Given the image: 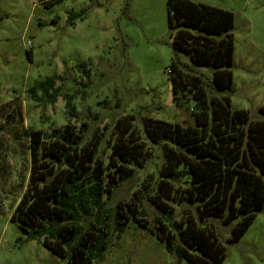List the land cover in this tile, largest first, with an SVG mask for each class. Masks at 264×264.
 I'll return each instance as SVG.
<instances>
[{
	"label": "trees",
	"instance_id": "trees-1",
	"mask_svg": "<svg viewBox=\"0 0 264 264\" xmlns=\"http://www.w3.org/2000/svg\"><path fill=\"white\" fill-rule=\"evenodd\" d=\"M166 5L172 49L189 59L176 55L169 66L172 97L191 103V122L144 118L142 136L128 125L129 115L114 124L106 159L99 158L100 138H88L84 122L75 126L68 119L50 132H24L29 174L10 220L69 264H98L111 237L118 238L128 222L154 233L179 261L221 264L226 243L236 242L263 207L264 104L251 117L248 109L229 103L233 12L197 0H166ZM60 77L47 76L30 90H41L53 102ZM63 97L70 107L71 94ZM148 144L159 147L163 157L155 177L146 176L130 199L107 207L106 196L144 166ZM143 200L154 210L152 225ZM236 218L221 240L210 220L227 224Z\"/></svg>",
	"mask_w": 264,
	"mask_h": 264
},
{
	"label": "rangeland",
	"instance_id": "rangeland-1",
	"mask_svg": "<svg viewBox=\"0 0 264 264\" xmlns=\"http://www.w3.org/2000/svg\"><path fill=\"white\" fill-rule=\"evenodd\" d=\"M197 1L233 12L229 103L257 116L264 104V0ZM172 31L166 0H0V264H69L10 220L29 174L25 130L50 132L68 119L75 126L84 122L86 136L100 138L97 151L106 159L120 120L131 116L128 125L142 136L144 118L192 121L191 103L172 97L167 69L176 55L189 60L172 49ZM198 69L210 74L207 67ZM52 75L61 76L54 83L60 95L49 102L41 90L30 88ZM64 93L71 94L70 107ZM147 152L144 166L106 196L107 207L130 199L146 176L155 177L163 157L150 144ZM143 202L152 225L154 210ZM238 219L210 223L225 241ZM226 245L221 264H264V204L243 235ZM98 264L191 263L168 253L154 233L128 222L118 238L111 237Z\"/></svg>",
	"mask_w": 264,
	"mask_h": 264
},
{
	"label": "built area",
	"instance_id": "built-area-1",
	"mask_svg": "<svg viewBox=\"0 0 264 264\" xmlns=\"http://www.w3.org/2000/svg\"><path fill=\"white\" fill-rule=\"evenodd\" d=\"M167 72H169V69H167Z\"/></svg>",
	"mask_w": 264,
	"mask_h": 264
}]
</instances>
